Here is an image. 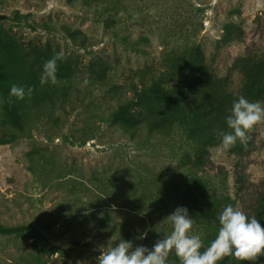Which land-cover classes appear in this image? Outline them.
Here are the masks:
<instances>
[{
	"label": "rangeland",
	"instance_id": "1",
	"mask_svg": "<svg viewBox=\"0 0 264 264\" xmlns=\"http://www.w3.org/2000/svg\"><path fill=\"white\" fill-rule=\"evenodd\" d=\"M0 27L6 28L0 30V51L12 59L9 35L49 41L50 59L65 54L56 62L61 75L96 56L111 64L107 84L89 80L81 87L84 76L45 83L50 108L27 133L0 143V226H33L11 232L0 227V264H97L101 251L120 239L151 249L172 231L167 216L178 206L187 208L192 231L203 232L207 244L228 204L264 227L257 211L264 189V123L252 130L249 150L240 144V155L220 151L221 142L208 147L224 169L189 171L181 156L198 145L186 126L166 135L143 128L130 137L107 120L125 93L126 77H135V70H162L166 53L175 55L176 70L188 53L186 67L194 65L196 46L218 78L204 82L194 65L198 74L187 72L182 87L204 86L221 104L246 98L252 69L242 55L246 49L252 58L264 54V0H0ZM249 29L263 39H249ZM239 32L245 49L235 40ZM81 33L86 40L79 46ZM31 82L37 85L36 75ZM163 103L157 105L165 111ZM196 111L213 119L218 113L199 106ZM211 127L217 131L214 121ZM185 192L209 201L203 211L209 224L196 220L198 210L179 203Z\"/></svg>",
	"mask_w": 264,
	"mask_h": 264
},
{
	"label": "trees",
	"instance_id": "2",
	"mask_svg": "<svg viewBox=\"0 0 264 264\" xmlns=\"http://www.w3.org/2000/svg\"><path fill=\"white\" fill-rule=\"evenodd\" d=\"M0 30H6V28L0 27ZM247 35L251 40L263 39H258L254 36L251 29L247 31ZM9 36L16 58L12 59L0 51V126L4 129L0 133V143L8 142L27 133L30 130L31 122L40 118L50 108L49 101H51L43 91L44 85L39 82L43 73V66L50 59V42L29 41L23 40L18 36ZM85 40L86 35L81 33L78 45H84ZM235 40L240 43L245 41L241 32L237 33ZM246 47L247 45L244 43V49ZM243 52V59L251 62L249 66L252 69L250 80L244 86V94L250 102H256L264 99V54L252 58L247 49ZM187 55L188 59L189 53ZM193 57L194 65H197L200 74H202V80L206 83H213L218 77L215 76L211 65L209 66L203 61V53L199 46L195 47ZM174 58L175 55L171 56L166 53L161 58L162 67L164 66L162 70H150L148 68L135 70L133 72L135 77H126L122 82L123 84H121L125 93H123L122 97L118 96L116 98L118 101L110 109L107 120L110 124L127 132L130 137H135L143 128H146L150 133L166 135L170 133L169 130L171 129L186 126L189 132L188 137L193 140V143L198 145L190 153L185 152L181 156V159H185L188 162V165H186L187 169L191 171L193 166L207 167L212 170L224 169L222 160L213 158L208 147L221 142L220 137L217 136L218 131H230L226 124V117L230 114L234 101L221 104L204 86L197 87L196 91H191L190 88H183L184 76L188 72L194 77L197 73V68L192 70L194 66L192 63L191 66H188L189 68L186 67L189 59L181 57L182 68L176 70L173 67L172 60ZM110 69L111 64L109 61L96 56L89 59L83 66L76 64L65 75L56 72V76L57 78H74L75 81H78L79 77L83 79L84 76L93 83L107 84ZM32 74L37 77V85L35 87L33 82H31ZM170 79L176 84H170ZM14 84L23 86L25 89L32 87L34 90L31 96L25 95L24 99H17L15 96L10 95L11 86ZM122 85L126 86V88ZM110 86L113 87L114 84ZM126 91L129 93L126 94ZM161 101L165 104L163 106L164 109L167 108L165 111H162L157 105V102ZM175 102H177L178 107L170 109L175 107ZM198 106L206 109L209 113L215 111L218 113L214 119L208 114L199 116L196 111ZM213 121L217 131L211 127ZM165 125L168 127L164 128ZM237 142V145L228 149L232 155L241 154V145L239 141ZM249 142L245 147L246 150L250 149ZM235 168V165L229 168L232 176L237 174ZM236 178L240 180L239 175ZM179 203L198 210L196 220L209 224L210 221H205L203 217V211L208 207L209 201H199L196 198H191L185 192L180 195ZM257 211L258 216L264 220V189L258 198ZM0 227L5 231L11 232L16 229L31 228L33 226L28 223ZM208 245L204 242L205 248ZM203 250L201 249V251ZM169 262L170 264H179L174 252L170 254ZM218 264H264V258L261 256L258 260L249 262L239 260L235 256H227L219 261Z\"/></svg>",
	"mask_w": 264,
	"mask_h": 264
},
{
	"label": "clouds",
	"instance_id": "3",
	"mask_svg": "<svg viewBox=\"0 0 264 264\" xmlns=\"http://www.w3.org/2000/svg\"><path fill=\"white\" fill-rule=\"evenodd\" d=\"M65 59L61 51L45 62L40 84L49 81L61 83L57 79V61ZM89 84L84 78L81 87ZM32 87L12 85L10 95L17 99L31 96ZM11 103V101H9ZM264 123V104L250 102L243 95L233 102L226 124L230 131H218L221 139L220 151L234 147L237 141L247 146L250 133L257 124ZM172 231L163 239L155 242L149 249L144 245L133 247L130 241L119 240L115 246L102 250L97 264H170L169 256L173 252L179 264H218L227 256H235L242 261L254 262L264 256V227L255 216L249 217L241 209L226 205L218 216L219 227L215 238L205 248L203 232H193L194 220L186 207L178 206L167 216ZM201 249H204L201 251Z\"/></svg>",
	"mask_w": 264,
	"mask_h": 264
}]
</instances>
